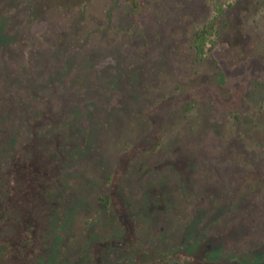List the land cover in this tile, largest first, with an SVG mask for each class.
Here are the masks:
<instances>
[{"label": "rangeland", "instance_id": "374dc122", "mask_svg": "<svg viewBox=\"0 0 264 264\" xmlns=\"http://www.w3.org/2000/svg\"><path fill=\"white\" fill-rule=\"evenodd\" d=\"M137 1L0 0V264H264V0Z\"/></svg>", "mask_w": 264, "mask_h": 264}, {"label": "trees", "instance_id": "16d2710c", "mask_svg": "<svg viewBox=\"0 0 264 264\" xmlns=\"http://www.w3.org/2000/svg\"><path fill=\"white\" fill-rule=\"evenodd\" d=\"M125 1L128 2V3L133 7L134 10L137 9V7H138V1H137V0H125ZM210 27H211V26L208 25V26L202 28V29L198 32V34H197V36H196V43H197V48H198V49H201V48H202L203 43H204V40H205V37L208 35V33H210V32H209ZM104 202H105V205H106V204H107V201L104 200Z\"/></svg>", "mask_w": 264, "mask_h": 264}, {"label": "water", "instance_id": "95a60500", "mask_svg": "<svg viewBox=\"0 0 264 264\" xmlns=\"http://www.w3.org/2000/svg\"><path fill=\"white\" fill-rule=\"evenodd\" d=\"M235 264H245V263L238 262V263H235ZM251 264H253V263H251Z\"/></svg>", "mask_w": 264, "mask_h": 264}]
</instances>
